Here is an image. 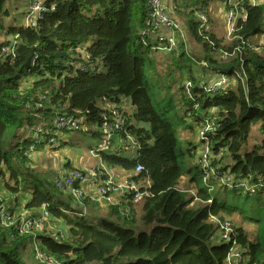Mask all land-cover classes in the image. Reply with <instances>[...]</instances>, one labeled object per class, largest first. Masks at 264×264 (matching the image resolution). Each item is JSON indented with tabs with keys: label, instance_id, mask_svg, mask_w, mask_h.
I'll return each instance as SVG.
<instances>
[{
	"label": "trees",
	"instance_id": "obj_1",
	"mask_svg": "<svg viewBox=\"0 0 264 264\" xmlns=\"http://www.w3.org/2000/svg\"><path fill=\"white\" fill-rule=\"evenodd\" d=\"M214 1L181 0L182 8H190L188 34L201 50L185 60L187 47L181 43L169 51L172 59L164 70L155 55L166 57L167 43L148 33L147 0H46L48 11L29 27L7 22L19 13L10 0H0V188L2 195L23 197L22 204L16 197H3L2 203L14 214L20 209L34 217L46 207L67 228L63 237L45 230L12 239V230L0 224V264H28L23 250L30 244L64 264H227L233 251L240 255L234 264H264V45L253 42L264 33V5L246 6V18L229 40L211 29L199 32L196 13L208 12ZM14 41L15 56L1 55ZM83 66L97 70L85 73ZM222 76L229 84L214 89ZM124 100L133 110L124 112L126 128L116 136L119 144L129 135L136 140L134 157L125 156L127 147L116 145L117 138L108 151L91 153L102 163L98 168L125 171L147 195L141 200L129 195L126 202L104 207L105 217L95 218L87 211L97 204L89 198L76 201L56 187V178L39 176L32 159L56 130L89 133L100 146L101 115L122 110ZM179 102L184 119L199 130L207 120L214 123L206 134L212 164L238 182L256 185L253 193L221 185L210 192L198 157L186 166L172 123ZM60 117L83 118L100 130H82L81 122L78 130H61ZM255 127L263 139L248 149ZM188 153L192 157L196 149ZM226 154L233 164L225 165ZM138 166L143 170L136 173ZM22 170L33 185L20 178ZM184 177L189 186L181 190ZM234 216L238 222L229 220ZM226 221L232 227L227 242L220 238Z\"/></svg>",
	"mask_w": 264,
	"mask_h": 264
},
{
	"label": "built area",
	"instance_id": "obj_2",
	"mask_svg": "<svg viewBox=\"0 0 264 264\" xmlns=\"http://www.w3.org/2000/svg\"><path fill=\"white\" fill-rule=\"evenodd\" d=\"M29 1V12L26 16V26H36L37 21L42 18V15L48 11L46 7V0H28ZM151 27L148 33L154 35V38L165 41L167 43L165 50L171 51L177 45L183 43L187 46L186 33L182 26L173 20L168 13L164 10L163 0H147ZM227 9V38L232 39L233 34L237 30V24L239 20L246 18V6H258L261 5V0H225ZM197 20L199 22V32L208 31L210 29V17L205 9H199L196 13ZM17 49V42H13L12 48L4 47L1 50V55L12 54L15 56ZM86 60L90 59V56L84 53ZM97 70L95 66H83L81 71L85 73H94ZM227 80L226 77L222 76L219 81L214 85V89L218 90L224 87ZM190 86V84H188ZM189 97L192 95L188 93ZM102 132L104 140L102 147L98 151H108L111 147L114 139H120L116 136L120 131L126 128V118L124 112L120 109H114L113 111H105L102 115ZM56 125L61 130L75 131L80 127V121L72 118L60 117ZM215 129V125L210 120L206 121V125L203 129L199 130L200 136V149L198 153V162L201 170L204 174V182L209 188L210 192L214 190V185H221L233 188H242L246 191L254 192L256 185L251 186L248 182H238L228 171H223L222 166L219 164H212L214 155L209 141L206 139V134ZM122 144L127 148H137V142L132 136H128L122 141ZM33 150V149H31ZM136 151V150H135ZM143 170L142 166L136 168V173ZM95 174L99 177V182L94 187L95 193L89 194L91 187L90 177L82 171H71L61 179L56 181V187L68 192L76 201H81L87 197L95 200L97 203H107L109 206L115 204V195L129 196L134 195L135 200H141L146 192H142V186L140 182H136L131 178L125 179L123 182L116 181L113 174L109 173L105 169H98ZM210 181L212 183H210ZM2 190L0 188V224L6 228L12 230L11 237L14 239L15 236H26L35 235L37 231L49 229L52 217L48 212L47 208L44 207L41 214L38 216H30L27 214L16 215L12 213L6 205L3 203ZM108 206V205H107ZM232 233V227L228 223L221 225L220 238L224 241L230 240V234ZM63 237V235H62ZM34 256L42 264H64L53 256H49L43 252L40 247L34 245ZM234 258H240L238 252L233 251L232 255L228 258L227 264H234Z\"/></svg>",
	"mask_w": 264,
	"mask_h": 264
},
{
	"label": "rangeland",
	"instance_id": "obj_3",
	"mask_svg": "<svg viewBox=\"0 0 264 264\" xmlns=\"http://www.w3.org/2000/svg\"><path fill=\"white\" fill-rule=\"evenodd\" d=\"M179 1V2H178ZM181 0H164V9L167 10V13L170 15V17L178 22L183 30L186 33V41H187V49L185 53V60L188 58H192L198 55V52L201 50L200 46L197 44L193 43V40L191 39L190 35L188 34V29L186 28L187 23H188V17L186 16L187 11L190 9H184L180 5ZM218 1L211 2L208 6V12L210 13L211 16V24H210V29L211 32L216 34L218 37H225L226 32H227V20L222 17L220 14L221 12V3ZM11 7L14 9L16 8L19 15L18 17L16 12H13L14 15L12 18H8L7 22H12L14 24H25L26 20V10L28 6V1L26 0H10ZM23 13H25L23 15ZM16 18V20H15ZM213 21V23H212ZM6 32L4 37H6ZM262 36H259L257 39H261ZM4 39H2L3 41ZM180 45V44H179ZM179 45H177L174 49H179ZM133 50V49H132ZM166 52V51H165ZM171 52V51H170ZM170 52L167 51L165 54L166 57L164 58H159L158 56L155 55L156 60H157V66L160 67V69H166L165 66L170 63L172 59V55L169 54ZM162 55V54H159ZM165 65V66H164ZM199 66V65H198ZM198 68V67H197ZM224 82L225 86L228 83V79L225 80ZM24 86V85H23ZM155 101H158L156 98L154 99ZM179 102L178 105H176L175 108V116L172 118V123L173 125L178 129L179 131V144H180V150L184 152L183 156V161L185 162L186 166L195 165L197 161H195L198 157L199 149H200V136H199V126L197 124H193L190 120L184 119V111H185V106ZM99 106L106 108L109 106H112L109 102H99ZM127 108L129 107L123 103L122 106V111L127 112ZM184 119V121H183ZM80 122L82 123L81 129L85 130L88 132L89 129H93L95 131H99V127L96 124H92L89 126L87 123H84L83 118H80ZM263 139V136L261 135L259 128L255 127L251 133V137L249 140V145L248 149H252V147L256 144H259ZM98 141L96 139L91 138V135L86 132H64V131H55L53 133V136L51 138V142L46 145L45 149L42 150V152H38L33 156L32 159V166L34 172H36L39 176H43L44 178L47 179H52L56 178L55 181L61 179L60 177L66 173V172H71L75 170H80L84 171L88 176L92 175L95 173L97 170L96 165H99V159L96 158L92 153L93 150H99L102 147V144L98 146ZM196 149V154L194 156L189 155V150L190 149ZM225 165H231L233 164L232 159L228 154L225 155ZM95 166L96 168L93 169V172L90 171L87 173V170ZM86 170V171H85ZM25 171L22 170L20 172V178L22 180H27L29 185H33L35 182L34 179L28 178ZM68 172V173H69ZM189 178L184 177L180 184L179 188L181 190L187 189L189 186ZM59 189V188H58ZM61 190V189H60ZM193 193H195V190H193ZM3 197L6 198H12L14 197L18 198L19 203H22L20 201V198L23 199L21 196H12L8 193L3 194ZM25 199L30 198V194L27 193L25 194ZM89 198V197H87ZM7 200V199H6ZM93 204H98L103 207H109V204L107 205L105 203H96L95 200L89 198ZM141 206H138V213L139 216H141L140 212ZM93 210V209H90ZM95 211V218H98L99 216L105 217L107 215V212L104 211L103 208H97L94 210ZM19 215V214H16ZM32 216V215H31ZM92 219V218H91ZM90 219V220H91ZM96 221L95 219H92ZM112 221H115L114 218H111ZM232 220L233 222H238L239 218L237 216H234L233 218L229 219ZM224 223H228L231 226V223L226 221ZM53 229L52 232L53 234H61L65 235L67 232V228L64 224L63 221L53 223ZM42 231H45L42 229ZM41 231V232H42ZM37 233H40L37 231ZM32 236V233L30 234ZM29 236V235H26ZM12 238V237H11ZM13 239V238H12ZM34 246L31 244L28 245L24 250H23V255L28 264H36L37 259L34 256ZM37 260V261H36ZM39 262V261H38Z\"/></svg>",
	"mask_w": 264,
	"mask_h": 264
},
{
	"label": "crops",
	"instance_id": "obj_4",
	"mask_svg": "<svg viewBox=\"0 0 264 264\" xmlns=\"http://www.w3.org/2000/svg\"><path fill=\"white\" fill-rule=\"evenodd\" d=\"M26 1H28V0H26ZM218 2H220L221 3V12H220V14L222 15V17L223 18H225L226 19V17H227V9H226V4H225V0H218ZM219 3V4H220ZM28 4H29V1H28ZM261 4H263L264 5V0H261ZM208 14H210L209 12H208ZM210 19H212V18H210ZM212 23H213V21H212ZM227 36V32H226V35H225V37ZM259 36H262V38L259 40V39H257ZM259 36H257V37H255L254 39H253V42H255L256 43V45H264V33L263 34H261V35H259ZM258 50V49H257ZM124 104L125 105H127L128 107H129V109L127 108V112H131L132 110H133V107L131 106V103H130V101H128V100H124ZM121 141L120 140H116V145H118V146H123L122 144H119ZM124 151H125V156H127V157H129V158H133L134 157V153H135V150H134V148H124ZM101 161L99 160V165H96V167H97V170L98 169H101V168H98L99 166H101ZM95 166H92V167H90L88 170H87V173H89L90 171H92L93 172V169L94 168H96ZM103 169H105V170H107L109 173H111V174H113V176L115 177V179H116V181H118V182H123L125 179H127V178H129V174L128 173H126L125 171H123V170H120V169H109V168H107V167H103ZM86 171V170H85ZM69 172V171H68ZM68 172H66V173H64L62 176H65L66 174H68ZM90 177V183H91V187L89 188V190H90V192H89V194H92V193H95V186L97 185V183L99 182V177L94 173V174H92V175H90L89 176ZM114 199H115V204L117 205V204H120V203H123V202H126L127 201V199H126V197L125 196H119V195H115V197H114ZM97 203V202H96ZM22 204V203H21ZM97 207L98 208H104L103 206H100V205H98L97 204ZM108 207V206H107ZM138 208V207H137ZM20 212V213H19ZM92 212L94 213L95 211L94 210H92V211H87V214H92ZM16 213H19V214H25V212L24 211H21L20 209H17V212ZM59 222H61V221H59ZM53 223H57L56 221H54V220H52V222H51V225H50V228L49 229H46L48 232L49 231H52V229H53Z\"/></svg>",
	"mask_w": 264,
	"mask_h": 264
}]
</instances>
